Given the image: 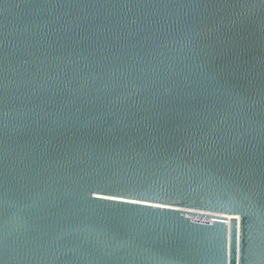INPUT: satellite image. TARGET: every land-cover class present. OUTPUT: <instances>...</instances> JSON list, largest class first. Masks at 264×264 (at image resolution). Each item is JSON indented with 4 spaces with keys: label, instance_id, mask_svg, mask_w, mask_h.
Instances as JSON below:
<instances>
[{
    "label": "water",
    "instance_id": "95a60500",
    "mask_svg": "<svg viewBox=\"0 0 264 264\" xmlns=\"http://www.w3.org/2000/svg\"><path fill=\"white\" fill-rule=\"evenodd\" d=\"M0 264H264V0H0Z\"/></svg>",
    "mask_w": 264,
    "mask_h": 264
}]
</instances>
